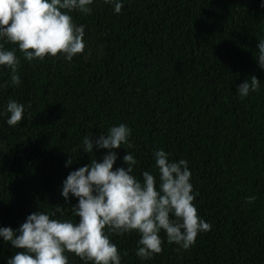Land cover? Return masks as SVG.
Returning <instances> with one entry per match:
<instances>
[{
    "label": "trees",
    "instance_id": "1",
    "mask_svg": "<svg viewBox=\"0 0 264 264\" xmlns=\"http://www.w3.org/2000/svg\"><path fill=\"white\" fill-rule=\"evenodd\" d=\"M120 2L118 14L104 0H94L90 15L71 13L85 26L86 45L71 61L29 62L17 51L19 86L0 66V227L15 231L57 205L64 211L54 218L78 220L71 211L78 199H64L63 182L108 152H83V139L125 124L131 147L115 150L114 169L128 167L129 152L138 161L132 174L142 180L149 171L158 185L155 151L186 160L194 204L211 230L187 250L162 230L163 251L146 260L136 255L138 233L112 234L121 264H264V69L254 57L264 0ZM253 75L259 90L241 98L238 86ZM9 100L25 106L16 126L6 122ZM15 251L0 237V264ZM66 254L69 264H85Z\"/></svg>",
    "mask_w": 264,
    "mask_h": 264
},
{
    "label": "clouds",
    "instance_id": "2",
    "mask_svg": "<svg viewBox=\"0 0 264 264\" xmlns=\"http://www.w3.org/2000/svg\"><path fill=\"white\" fill-rule=\"evenodd\" d=\"M94 0H0V66L11 70V84L19 86L20 59L43 61L45 57L63 55L71 61L82 54L85 26L74 23L73 11L90 15ZM114 3L118 14L123 8L120 0ZM264 7V4H262ZM5 44L16 45L8 49ZM258 65L264 69V39L257 45ZM260 81L256 76L246 79L237 88L241 98L257 92ZM6 111L7 124L16 126L25 118V106L9 100ZM131 129L125 124L112 126L95 141L91 136L83 139V152L92 154L94 146L107 149L102 162L91 159L90 164L72 171L63 182L62 196L69 194L78 199L71 206L72 219L54 218L63 214L64 207L55 211H39L27 216L17 230L0 227V237L10 243L15 251L7 264H69L66 253L75 254L85 264H121V254L112 234L136 232L139 235L136 255L141 260L151 259L163 251L160 233H166L169 244L187 250L195 244L200 232L211 230V225L198 214L196 198L191 184V172L184 159L169 161L163 149L153 153L159 177L149 171L142 180L134 176L133 166L138 161L127 152L123 161L128 165L114 169L117 149L128 144ZM73 162L70 156L66 166ZM255 196L247 198L251 203ZM127 255V253H124Z\"/></svg>",
    "mask_w": 264,
    "mask_h": 264
}]
</instances>
